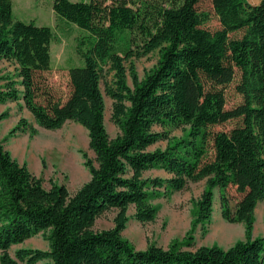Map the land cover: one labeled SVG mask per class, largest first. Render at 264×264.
Listing matches in <instances>:
<instances>
[{"label":"trees","instance_id":"obj_1","mask_svg":"<svg viewBox=\"0 0 264 264\" xmlns=\"http://www.w3.org/2000/svg\"><path fill=\"white\" fill-rule=\"evenodd\" d=\"M199 1L64 2L56 17L81 20L89 32L77 38L75 48L87 62L69 66L70 90L61 101L45 76L51 70L54 29L14 19L12 0H0V60L13 66L11 73L0 72V104L22 102L45 129L77 122L87 130L94 154L82 151L90 177L70 193L57 182L45 187L0 138V264H264V236H252L254 211L264 200V0H211L220 23L213 31L204 27L209 13L198 9ZM106 36L113 43L110 54L120 48L129 62L127 67L113 63L105 81L110 119L118 128L114 136L104 124L102 68L92 60L106 55ZM154 50L156 64L139 79L131 59ZM234 69L242 100L226 109L216 81ZM6 115L1 113L0 120ZM233 120L230 129H215ZM168 126L182 128V135L170 136ZM18 129L36 132L24 118L12 132ZM161 140L165 148L150 149ZM151 169L168 177L145 175ZM200 180L204 187L192 200L191 230L210 222L217 200L225 221L244 224L245 239L227 248L194 246L189 230L167 246L148 243L138 249L122 236L130 207L135 220L152 222L158 212L153 199ZM230 188L238 194L234 204ZM108 211L115 212L113 226L96 229V219ZM38 233L47 241L46 250L9 253Z\"/></svg>","mask_w":264,"mask_h":264},{"label":"rangeland","instance_id":"obj_2","mask_svg":"<svg viewBox=\"0 0 264 264\" xmlns=\"http://www.w3.org/2000/svg\"><path fill=\"white\" fill-rule=\"evenodd\" d=\"M87 0H12L13 18L24 22L33 21L37 25H48L55 31V39L51 43V70L45 74L46 83L52 95L64 101L69 93L67 70L69 66L82 65L87 59L81 58L76 52V40L78 37L86 35L89 29L86 23L81 20H71L67 22L56 17L57 11L65 2L68 5H85ZM250 4H257L259 0H247ZM61 4V5H60ZM60 6V7H59ZM198 9L207 11L209 19L204 27L213 31L220 27L217 15L215 14L211 0H200ZM63 8V7H62ZM110 38L106 36V55L96 54L92 57L99 67L102 68L103 79L101 89L104 96V124L110 136L118 132V128L111 121L112 100L106 95L104 88L106 80L111 78L108 68L115 62H121L126 67L128 61L125 54L119 48L114 51V56L110 54L109 48L112 46ZM132 48H136L135 44ZM158 58L157 50L139 58H132L135 71L139 79L156 64ZM124 60V61H123ZM13 66L8 61L0 60V72L11 73ZM239 79V72L234 69L231 74H225L217 83L220 91L222 105L224 108H232L241 102L242 98L236 91V84ZM128 85H132L129 74L126 77ZM6 113V117L0 120V138L4 142L5 148L20 163L27 164L28 168L35 175L43 179L45 187H49L51 182L65 184L70 193L75 192L89 177V171L84 166L82 151H85L91 158L93 151L88 147L87 130L75 121L68 120L60 128L50 130L36 125L32 114L22 106L21 102L7 101L0 104V114ZM24 118L30 125L36 128V132L23 131L21 129L12 132L19 120ZM236 122L228 121L215 126V129L228 130ZM155 130H162L160 126H155ZM170 136L179 137L182 135V128L165 127ZM166 140L158 141L150 149L165 148ZM147 176H158L166 178L168 174L162 169H151L146 172ZM204 187V180L190 183L188 187L181 191H176L165 197L161 196L152 200L158 207L157 216L154 221L140 223L133 218L134 209L130 207L127 211L129 217L122 236L129 240L138 249H143L148 243H155L167 246L173 239H182L191 230L193 207L192 200L197 199ZM229 194L234 204L238 194L230 188ZM114 211H108L99 216L95 221L96 229H106L113 226ZM194 237V246L217 244L227 248L238 240L245 239L244 224L240 222L230 223L225 221L220 214L219 205L216 200L212 218L205 227L197 225L191 230ZM252 236H264V200L259 202L254 211V224ZM19 248H39L46 250L47 241L38 233L22 243L13 245L9 253L15 256V251ZM19 264H27L19 261ZM34 264H49L48 260H41Z\"/></svg>","mask_w":264,"mask_h":264},{"label":"crops","instance_id":"obj_3","mask_svg":"<svg viewBox=\"0 0 264 264\" xmlns=\"http://www.w3.org/2000/svg\"><path fill=\"white\" fill-rule=\"evenodd\" d=\"M22 103V102H21ZM168 177V176H167ZM263 201V200H262ZM261 202V201H260Z\"/></svg>","mask_w":264,"mask_h":264}]
</instances>
